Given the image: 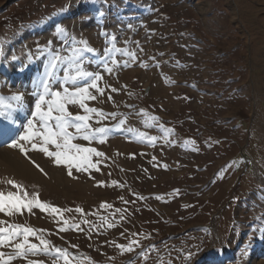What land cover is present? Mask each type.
<instances>
[{
    "label": "rangeland",
    "instance_id": "obj_1",
    "mask_svg": "<svg viewBox=\"0 0 264 264\" xmlns=\"http://www.w3.org/2000/svg\"><path fill=\"white\" fill-rule=\"evenodd\" d=\"M57 25L86 40L98 55L112 46L111 37L101 35L106 31L116 47L135 58L113 51L106 59L114 71H104L100 82L104 95L92 90L97 99L87 101L117 116L102 121L111 129L105 143L74 141L105 153L93 158L100 159L93 177L74 172L73 181H82L83 190L71 184L66 191L62 186L35 190L15 179L42 201L71 209L64 218L83 231H61L62 221L53 215L47 219L39 209L15 217L0 213V220L47 230L44 238L67 249L71 264H264V240L260 251L255 248L264 223V0H0L5 45L0 52L8 71L2 83L0 67V78L1 85L11 86L6 92L0 88V95L34 89L32 78L45 66L38 46L70 54L56 38ZM31 57L39 58L27 62ZM112 59L118 63L111 64ZM26 65V75L20 76L17 69ZM85 67L100 71L101 60L91 58ZM32 93L26 118L16 120L18 133L31 118ZM69 110L84 114L76 105ZM121 119L125 124L116 130ZM90 123L101 126L95 118ZM169 129L173 133L165 135ZM176 136L197 152L181 147ZM11 140L0 148L7 150ZM37 154L29 151L42 167ZM44 170L47 175L38 171L48 179L51 174ZM6 179L13 178L0 174V190H15L3 183ZM77 207L83 213L75 212ZM130 244L131 252L118 247ZM188 252L195 253L191 260ZM28 258L45 264L53 259Z\"/></svg>",
    "mask_w": 264,
    "mask_h": 264
},
{
    "label": "snow or ice",
    "instance_id": "obj_2",
    "mask_svg": "<svg viewBox=\"0 0 264 264\" xmlns=\"http://www.w3.org/2000/svg\"><path fill=\"white\" fill-rule=\"evenodd\" d=\"M98 15L102 17L103 13H98ZM55 35L61 44L68 48L70 54L62 55L58 48H49L48 45L43 48L37 47L36 51L45 58V66L42 67L39 77L34 75L31 81L34 85V108L30 113L31 118L23 126V132L18 134V138L11 140L10 147L18 149L44 175H47V172L29 156L30 150L40 152L52 159L56 166L64 167L69 177L74 178V172L88 173L91 176L92 170H100V159L94 161L93 158H103L105 153L98 151L95 147L84 146L74 143V141L81 138L89 143L97 140L101 144L105 143L111 129L108 126H103L102 121L109 118L115 119L117 113H105L102 109L89 107L87 101L97 99V95H94L92 90L101 96L104 95L105 89L100 86V82L103 80L102 73L104 71L109 74L114 71L106 59L113 51L125 52L130 57H135L133 53L127 52V49L116 47L112 42L114 37L106 31L101 35L111 37L109 43L112 46L105 47L102 54L99 55L97 50L89 46L86 40L77 39L74 35L70 37L67 30L61 25L56 26ZM51 43L52 41H49V44ZM97 56L101 60V70H86V63ZM2 57L3 53L0 52V58ZM38 58L31 57L29 63ZM16 59V57L12 58L13 61ZM117 63V60H111V64ZM27 66L19 68L17 71H26ZM116 91V88H111V92ZM24 104L25 96L22 92L13 93L9 97L0 95V139L8 138V135L16 130V120L19 112L24 108ZM70 105L78 106L84 114H74L69 110ZM94 118L96 123L101 126L94 127L90 123ZM152 119L156 118L152 117ZM124 124L125 121L121 119L114 125V128L122 130ZM143 135L141 133V137ZM149 139L154 142L156 137L153 136ZM3 183L15 190H0V213L8 217H15L23 215L25 212L32 213L33 209H39L58 217V222L62 221L64 225L60 228L61 231H66L68 228L83 231L79 224H70L64 218L63 212L72 211L71 209L61 210L47 201H42L38 192H29L23 183L15 179H6ZM98 183L103 184L104 182ZM112 183L113 185L117 184L116 181ZM101 207H105V204H101ZM75 212L83 213V209L77 207ZM83 222L89 224L90 228L94 227L87 220ZM108 226L112 227L111 224ZM46 231L0 220V248L8 247L10 249L8 253L0 251V264H11L13 260L20 258L25 259L27 264H45L43 260L28 258L41 254L52 257L51 264H58L60 261L63 264H71L68 250L56 247L45 239L43 234ZM32 238H38L39 243L32 242ZM72 247L77 246L72 245ZM118 247L122 251L131 252L134 250L131 244L126 248L124 245H118ZM141 255L145 254L141 252ZM194 255L195 253L192 252L186 254L188 260H191ZM145 259H147L146 256Z\"/></svg>",
    "mask_w": 264,
    "mask_h": 264
},
{
    "label": "bare ground",
    "instance_id": "obj_3",
    "mask_svg": "<svg viewBox=\"0 0 264 264\" xmlns=\"http://www.w3.org/2000/svg\"><path fill=\"white\" fill-rule=\"evenodd\" d=\"M43 31H45V30H43ZM4 71L6 73H4ZM1 73H2L1 77L3 78L2 80H4L2 83H5L6 79H4V74H8V71L5 70V68H3L1 70ZM9 73H10V76H11V72H9ZM23 86H24V84H23ZM0 88L2 89L1 90L2 92H6V91H4V89L9 91L11 86L8 85V87H5L4 85H1V78H0ZM27 89H28L27 90V94L24 95L25 96V104H24V106H27V108L24 107L18 114V117H20L21 119L24 118V117L26 118L27 112H29L30 111L29 109L31 108V107H28V105H29L30 101L33 100V96H32L33 93L32 92L34 91V89L33 88H27ZM1 95L4 96V94H1ZM24 109L25 110L27 109V111H25ZM22 111H25V113L22 112ZM21 121H23V120H21ZM16 124H15V126H16ZM15 128H16V130L11 132L8 135V138L0 139V145H2L3 143L11 140L10 138L14 137L13 136L14 133H16L15 135L19 134L18 133L19 131L17 129V128H19V126L17 125ZM2 148H4V147H2ZM2 148H0V157L2 158V159H0V174H2L3 176L11 177L13 179L24 180L32 188L34 187L35 190L37 188V189H40V190H44V191L47 190V191H52L53 192V190L54 191L60 190L59 187L62 186V188L64 187L63 190L66 191L67 187H65V185H69L70 186V184L72 186L80 189V190H83L84 186L82 185V181H77V180L73 181V178L69 177L67 175L66 169L64 167H61V166L60 167H58V166L56 167V165L53 163L52 159H49L48 157H45L43 154H40V152H39V154H37L35 156H36V159L38 161H40V163H42V167L50 172L51 176H49L48 179H45V178L43 179V177H41V174L39 173V171L35 170V168L31 165L29 160L25 159V157L23 158V156H21L19 154L20 151L18 149H14V148H12L10 146L8 147L7 150H2ZM45 217H47V219L52 220L51 218H48V217H50L49 214H47V216H45ZM45 221H46V219H45ZM261 226L262 227H261V229H258V234H257V236H258L257 243L258 244L255 246L256 250H258V251H260V247H261V246H258V245L261 244L262 241L264 240L263 234H262L263 229H264V223H263V225L261 224ZM263 246L264 245H262V247ZM255 248L253 250H255ZM252 254L256 255L257 252L256 253L254 252ZM248 262H249V260L248 261L247 260L243 261L244 264H248ZM260 264H263V263L260 262Z\"/></svg>",
    "mask_w": 264,
    "mask_h": 264
}]
</instances>
